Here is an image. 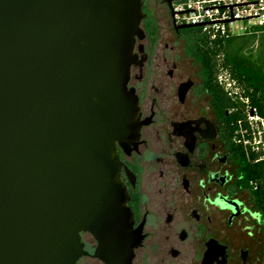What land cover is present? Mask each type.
I'll list each match as a JSON object with an SVG mask.
<instances>
[{"label": "water", "instance_id": "1", "mask_svg": "<svg viewBox=\"0 0 264 264\" xmlns=\"http://www.w3.org/2000/svg\"><path fill=\"white\" fill-rule=\"evenodd\" d=\"M165 1L177 30L197 26ZM146 16L143 0H0V264H78L83 232L105 264L132 263L117 143L141 127Z\"/></svg>", "mask_w": 264, "mask_h": 264}, {"label": "flooded vegetation", "instance_id": "2", "mask_svg": "<svg viewBox=\"0 0 264 264\" xmlns=\"http://www.w3.org/2000/svg\"><path fill=\"white\" fill-rule=\"evenodd\" d=\"M151 1L143 0V8L153 18L146 10ZM156 1L185 38L186 50L189 38L176 29L169 4ZM157 27L155 45L147 33L137 41L139 56L130 70L128 89L139 100V135L117 143L133 229L142 236L131 264H264L261 188L248 184L245 175L247 157L254 153L261 161L262 152L242 143L244 121L238 120L233 138L226 132L194 56L187 50V56L158 54ZM81 235L86 253L78 264H105L95 255V237Z\"/></svg>", "mask_w": 264, "mask_h": 264}, {"label": "trees", "instance_id": "3", "mask_svg": "<svg viewBox=\"0 0 264 264\" xmlns=\"http://www.w3.org/2000/svg\"><path fill=\"white\" fill-rule=\"evenodd\" d=\"M143 24L150 44L155 45L158 41L157 23L148 15ZM182 31L189 38L186 50L200 63L215 107L224 119L226 132L233 138L238 120L245 122V106L228 97L217 82V73L220 67H228L244 87L250 105L264 116V26H256L241 36L216 41H211L201 27ZM239 148L246 157L243 147ZM256 158L254 153L247 157L249 163L245 175L248 184L254 181L261 188L258 193L264 204V160L255 161Z\"/></svg>", "mask_w": 264, "mask_h": 264}, {"label": "built area", "instance_id": "4", "mask_svg": "<svg viewBox=\"0 0 264 264\" xmlns=\"http://www.w3.org/2000/svg\"><path fill=\"white\" fill-rule=\"evenodd\" d=\"M177 24H195L211 41L241 36L264 26V0H179L173 6ZM240 22H246L241 25ZM218 81L245 106L247 119L240 130L242 143L264 158V116L250 105L244 87L228 67H220Z\"/></svg>", "mask_w": 264, "mask_h": 264}, {"label": "rangeland", "instance_id": "5", "mask_svg": "<svg viewBox=\"0 0 264 264\" xmlns=\"http://www.w3.org/2000/svg\"><path fill=\"white\" fill-rule=\"evenodd\" d=\"M146 10H149L159 26L158 54L169 56L175 51L174 53L180 52V56H187L188 54L185 50V38L176 34L166 7L160 2L153 0L149 5H146ZM240 24L245 25L246 22H240Z\"/></svg>", "mask_w": 264, "mask_h": 264}]
</instances>
